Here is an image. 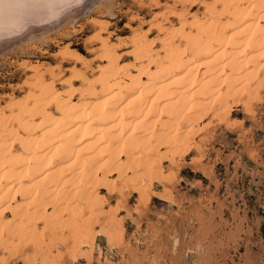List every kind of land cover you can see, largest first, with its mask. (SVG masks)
Returning a JSON list of instances; mask_svg holds the SVG:
<instances>
[{"label":"bare ground","instance_id":"bare-ground-1","mask_svg":"<svg viewBox=\"0 0 264 264\" xmlns=\"http://www.w3.org/2000/svg\"><path fill=\"white\" fill-rule=\"evenodd\" d=\"M96 3L114 0H0V46L24 31L48 42ZM137 16L115 39L109 18H89L90 49L67 42L55 65L24 61L26 92L0 103V264L90 259L98 235L119 243L128 195L168 197L212 121L262 98L264 0H169Z\"/></svg>","mask_w":264,"mask_h":264},{"label":"rangeland","instance_id":"rangeland-1","mask_svg":"<svg viewBox=\"0 0 264 264\" xmlns=\"http://www.w3.org/2000/svg\"><path fill=\"white\" fill-rule=\"evenodd\" d=\"M166 1L114 0L107 11L97 3L85 5L73 25L50 30L48 42L23 39L26 31L8 38L0 46V103L6 104L7 94L26 92L23 83L30 70L24 61L55 65L61 60L55 51L67 42L84 53L90 49L88 37L96 26L89 18H109L108 33L125 36L127 23L137 24V15L147 23ZM261 97L253 111L235 105L230 120L212 121L197 161L189 162L193 152L171 170L168 197L153 196L137 206V193H128L120 211L125 233L119 243L98 235L92 258H67L62 264H264V90ZM24 263L15 258L9 262Z\"/></svg>","mask_w":264,"mask_h":264}]
</instances>
